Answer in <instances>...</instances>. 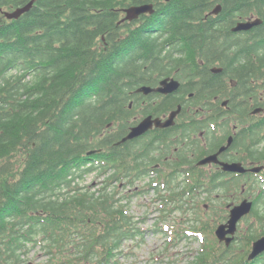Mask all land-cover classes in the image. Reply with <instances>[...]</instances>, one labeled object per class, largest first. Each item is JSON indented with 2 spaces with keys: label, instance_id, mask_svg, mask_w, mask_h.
Returning <instances> with one entry per match:
<instances>
[{
  "label": "trees",
  "instance_id": "trees-1",
  "mask_svg": "<svg viewBox=\"0 0 264 264\" xmlns=\"http://www.w3.org/2000/svg\"><path fill=\"white\" fill-rule=\"evenodd\" d=\"M30 1L0 0V264H35L28 256L42 243L45 264H119L123 242L137 233L121 204L130 196L118 198L109 186L155 173L159 141L115 146L138 109H129L131 92L178 69L201 79L190 90L198 104L225 99L224 79L264 84V0H38L20 19L5 17ZM143 4L155 14L122 22L125 9ZM252 17L262 25L231 32ZM214 67L223 72L214 75ZM97 170L114 172L98 193L75 183ZM148 187L168 191L159 194L164 218L178 211L184 224L196 222L190 230L211 235L217 223L199 217L208 212L199 197L218 222L239 198L238 183ZM252 216L257 225L239 243L207 239L191 264H264V255L247 258L264 235V206Z\"/></svg>",
  "mask_w": 264,
  "mask_h": 264
},
{
  "label": "flooded vegetation",
  "instance_id": "flooded-vegetation-1",
  "mask_svg": "<svg viewBox=\"0 0 264 264\" xmlns=\"http://www.w3.org/2000/svg\"><path fill=\"white\" fill-rule=\"evenodd\" d=\"M178 73L181 69L175 71V76L144 85L157 89L161 81L174 79L180 83V88L172 94L136 93L140 87L131 92L129 109H138L134 110L129 132L149 116L166 121L171 112L182 107L174 126L154 127L146 135L130 142L137 147L151 143L154 138L159 140L155 151L157 159L150 166L151 171L157 172L159 180L150 183H178L182 177L188 183H238L240 202L250 200L254 203V210L260 211L261 205L264 206V105L261 104L264 84L253 79L249 84L240 85L234 79H224L227 88L225 99L198 104L190 90L201 84V79L191 80L192 76H177ZM168 106L174 107L166 111ZM150 109L155 110L153 114H159L149 113ZM164 135L167 137L162 139ZM222 148L226 149L219 155V161L237 164L242 172L224 171L220 163L200 164ZM255 217L251 214L243 220L253 219L251 225L255 227ZM242 237L239 236L238 240Z\"/></svg>",
  "mask_w": 264,
  "mask_h": 264
},
{
  "label": "rangeland",
  "instance_id": "rangeland-1",
  "mask_svg": "<svg viewBox=\"0 0 264 264\" xmlns=\"http://www.w3.org/2000/svg\"><path fill=\"white\" fill-rule=\"evenodd\" d=\"M116 127V126H115ZM115 127L113 130H115ZM101 170L84 174L81 178H76L75 183L78 184L83 191L98 193L106 186L107 181L113 175V171L101 173ZM130 177L126 180H111L109 193H118V198L124 199L121 204L125 205L128 215L133 219L136 237L123 242V255L120 258L119 264H191L198 251L202 247L203 241L216 240L215 235L210 233L204 234L199 231L190 230L191 224H184L186 216L178 211L168 212L164 218L163 202L159 198V194L168 195L165 189L162 191L149 189L148 184L157 179V175H152L144 180H135ZM150 179L147 180V179ZM134 180L133 184H129L130 180ZM186 182L185 177L181 181ZM164 187L162 186V189ZM166 188V187H165ZM216 197V195H214ZM215 199V198H214ZM242 198L238 199V203ZM199 202L202 205L209 203L206 196L199 197ZM172 204H169L168 209H172ZM207 214H200L199 217L211 223L214 226L220 217L213 214L210 208H207ZM217 221V222H216ZM253 219L243 220L239 225V236L248 234V229ZM217 227V226H216ZM215 227V228H216ZM175 232H179L176 236ZM238 240L235 243H239ZM50 256L45 248V243L35 246L31 249L28 260L35 264H45Z\"/></svg>",
  "mask_w": 264,
  "mask_h": 264
},
{
  "label": "water",
  "instance_id": "water-1",
  "mask_svg": "<svg viewBox=\"0 0 264 264\" xmlns=\"http://www.w3.org/2000/svg\"><path fill=\"white\" fill-rule=\"evenodd\" d=\"M38 0H31L28 4L22 7H18L13 11H6L4 12L5 17L8 20H18L24 14L28 13L34 5L37 3ZM221 6L218 5L216 9L213 11L214 15H219L221 13ZM156 12L155 6L153 4H143V5H136L131 6L124 10L125 17L122 22H135L140 17L144 15H154ZM262 25L261 19H251L247 21H241L236 24V26L232 29V32L235 34L238 33H246L250 32L256 27ZM212 72L215 74L221 73L222 69H212ZM180 88V83L174 79H165L161 81L160 87L157 89H153L148 86L140 87L136 93H142L144 95H149L151 93H158L162 95H169L176 92ZM182 111V107L179 106L176 110L171 112L170 116L166 121H162L159 118L154 119L152 116H149L142 120L137 126L130 129L128 135H126L120 142L116 144V146H121L129 141H133L137 138H140L147 134L150 130L154 127L156 128H168L174 126L175 120L180 115ZM226 148H222L217 154L211 155L203 159L200 164H211V163H220L223 167L224 171L227 172H242V168L237 164H225L221 163L218 159L219 155L225 150ZM91 154V153H90ZM253 209V203L249 200H244L241 204L233 206L230 210V217L227 223L221 224L217 227L215 234L217 239L220 243H226V246L229 247L234 239L235 234L238 230L239 222L246 216H248ZM264 254V236L258 239L253 244V249L251 254L249 255V261L256 260L259 256Z\"/></svg>",
  "mask_w": 264,
  "mask_h": 264
}]
</instances>
